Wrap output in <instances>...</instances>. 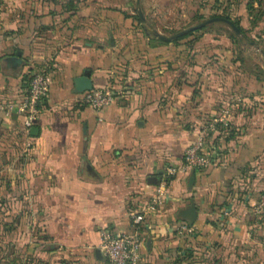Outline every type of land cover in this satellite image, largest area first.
<instances>
[{
	"label": "crops",
	"instance_id": "1",
	"mask_svg": "<svg viewBox=\"0 0 264 264\" xmlns=\"http://www.w3.org/2000/svg\"><path fill=\"white\" fill-rule=\"evenodd\" d=\"M133 2L0 0V233L16 232L20 261L25 247L30 256L46 247L57 264H105L100 231H130V214L165 183V202L139 215L138 264H264V209L253 213L264 189V78L243 67L244 51L233 49L242 34L220 14L244 23L262 55L264 39L253 38L264 28L248 26L253 13L239 0ZM197 25L205 28L192 44L172 42ZM42 67L49 87L35 134H25L8 105ZM85 69L92 88L114 91L112 103L95 110L80 101L74 78ZM212 120L209 142L218 135L223 153L165 181V165ZM190 204L187 237L175 227L188 224L180 211Z\"/></svg>",
	"mask_w": 264,
	"mask_h": 264
},
{
	"label": "built area",
	"instance_id": "2",
	"mask_svg": "<svg viewBox=\"0 0 264 264\" xmlns=\"http://www.w3.org/2000/svg\"><path fill=\"white\" fill-rule=\"evenodd\" d=\"M48 87V75L45 72L33 71L30 73L21 100L15 106L8 105V107H13L16 113L22 115L21 123L25 134H29V128L39 111L38 103L46 95ZM114 97L115 93L112 89L95 88L83 91L80 101L98 110L112 103ZM224 112L227 113L226 110ZM214 130L216 128L214 120H212L186 146L177 163L165 165L163 174L165 181L169 177L188 174L196 169L207 167L215 161L218 148L208 139L209 132ZM164 184L156 186L153 194L143 201L139 211L130 214V220L132 221L130 231L111 232L106 229L100 231L98 250L105 264H138L142 260L141 237L138 231L139 215L155 212L165 202L167 194ZM262 209H264V191L260 193L254 207V213ZM193 230L191 225L184 222H179L175 227L176 232L187 237L193 235Z\"/></svg>",
	"mask_w": 264,
	"mask_h": 264
},
{
	"label": "rangeland",
	"instance_id": "3",
	"mask_svg": "<svg viewBox=\"0 0 264 264\" xmlns=\"http://www.w3.org/2000/svg\"><path fill=\"white\" fill-rule=\"evenodd\" d=\"M122 1L123 0H120V3ZM129 1H130V5L133 6V8L135 9V5H134L133 0H129ZM141 3H143V5ZM141 3L139 1V5L141 4L140 5V9H145V11L148 14L149 13L148 12L149 11L148 10V8H149L148 7V3L147 2H143V1H141ZM185 24L183 26H185ZM190 25H192V24H190ZM180 27H182V25H177L176 26V28H180ZM185 27H188V26H185ZM223 27L224 26H221V27L219 26L218 28H216V30H218V29L219 30H223L224 28H226V27H224V28ZM190 31H193V30H189L187 32H190ZM193 37H194V34L191 37L188 38L189 41L194 40ZM262 38L264 39V37H261V38H258L257 40H254V39L253 40L255 41V43H259L260 44ZM186 39L187 38H184V41L187 42L188 40H186ZM248 42H249V40L242 34V35L238 36L237 40L234 43L235 46L233 47V49H235V50L238 51L239 48H241L242 51H244L241 54V56L243 58L242 63L244 65L243 66L244 68H246V69L254 68V71L255 70H258V73L260 75H262V77L264 78V55H262V53L260 51L261 45H255V46H253V44H250ZM255 47H257L258 50L255 49ZM238 54H240V53H238ZM238 54L234 55L236 57V59H238ZM255 65H257L258 67L260 65L261 68L259 67L257 69L255 67ZM220 104H221V102H220ZM262 191H264V189ZM259 196H260V194L258 195V198H259ZM1 236H2V238H1ZM16 236H17L16 235V232L13 231V230H10V229L8 230L7 236H3L0 233V241H2L0 243H3L4 241L7 240L8 241L7 244H13L14 245V246H12V248H10V247L9 248H7V247L5 248V245L6 244L3 243L4 246H1V244H0V255H2V257H3V258L0 257V264H57L58 263V262L55 263V261L53 260V258L52 259H49L47 257V248L46 247L37 248L34 256H30V255H32L31 248H29V251L30 252H28V247H25V251H24V255H23V256H25L24 257V260L23 261L18 260L22 256L16 258V255L19 254V250L16 248V240L18 239V238H16ZM29 237H31V235ZM26 245L29 246V243L26 242L25 246ZM5 254H6V256H5ZM37 255H39V256H37ZM59 264H61V263H59Z\"/></svg>",
	"mask_w": 264,
	"mask_h": 264
},
{
	"label": "trees",
	"instance_id": "4",
	"mask_svg": "<svg viewBox=\"0 0 264 264\" xmlns=\"http://www.w3.org/2000/svg\"><path fill=\"white\" fill-rule=\"evenodd\" d=\"M239 1H242V4H243V6H245L246 7V9L248 10V12L249 13H253V16H252V19H253V21H250V23L248 24V26H250V28L252 29V30H255V28H257V29H263L264 27H261V24L263 25V23L262 22H260L261 20H260V18H261V16L264 14V10H259V9H257V8H259L258 6H260V4H261V2H263L264 0H239ZM220 16H222V17H225V18H228V19H230L231 20V22L236 26V28L241 32V34H243L244 35V28H245V25H244V23H242V22H240L239 20H237V19H233V18H231L228 14H224V13H221L220 14ZM133 17L137 20V16L136 15H133ZM260 22V23H259ZM259 24H260V26H259ZM205 27H201V28H198V29H195V30H193V31H190V32H187V33H185V34H183L182 36H179L178 38H176V39H173L172 40V42H174V41H176V40H179V39H184V38H189V37H191L192 35H193V33L194 32H199V31H201V30H203ZM251 30V31H252ZM232 36H233V38L235 37L234 36V34H232ZM194 37H195V35H194ZM193 37V38H194ZM254 39V38H253ZM189 40V39H188ZM248 40H252V39H249L248 38ZM254 41V40H253ZM193 43L194 42V40L193 41H188V43L190 44V43ZM191 43V44H192ZM194 44H196V42L194 43ZM193 44V45H194ZM263 55H264V49H263ZM236 60H238L239 61V59H236ZM33 71H41V72H45L46 70L42 67V68H37V69H35V70H32V72ZM46 73V72H45ZM29 77H30V74H29V76L27 77V82H28V80H29ZM92 89H95V88H92ZM217 137H218V135H214V136H212V139H211V141H213L212 143H215V141L214 140H216L217 139ZM209 139V138H208ZM216 145H217V151H219L220 153H223V151H221V147H220V143H215ZM198 237V235H195V239Z\"/></svg>",
	"mask_w": 264,
	"mask_h": 264
},
{
	"label": "water",
	"instance_id": "5",
	"mask_svg": "<svg viewBox=\"0 0 264 264\" xmlns=\"http://www.w3.org/2000/svg\"><path fill=\"white\" fill-rule=\"evenodd\" d=\"M137 13H138L139 17H141L140 12L137 11ZM214 19L215 20H224L237 32V29L235 28V26L231 22H229L223 18H214ZM198 26H200V25H197L195 27H189V28L177 33L173 37L185 34L187 31L192 30ZM18 61H19V59H16V58L15 59L11 58V60H10L11 64H14ZM74 88L78 92L87 91V90L92 89V83H91V80L89 79V71L87 69L83 70L81 75L74 78ZM36 130H37L36 127L31 126L29 128V134H35ZM192 172L193 171H191L190 174H192ZM180 215L183 218H186L188 220V224L190 225L195 219V207H194V205L190 204L186 209L181 210Z\"/></svg>",
	"mask_w": 264,
	"mask_h": 264
}]
</instances>
